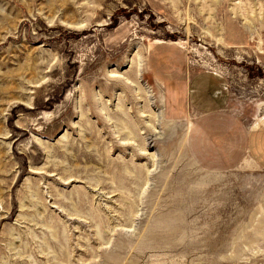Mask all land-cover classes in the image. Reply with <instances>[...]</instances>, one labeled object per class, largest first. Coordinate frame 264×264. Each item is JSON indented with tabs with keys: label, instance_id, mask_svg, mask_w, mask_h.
I'll use <instances>...</instances> for the list:
<instances>
[{
	"label": "rangeland",
	"instance_id": "1",
	"mask_svg": "<svg viewBox=\"0 0 264 264\" xmlns=\"http://www.w3.org/2000/svg\"><path fill=\"white\" fill-rule=\"evenodd\" d=\"M162 46L217 78L240 164L165 117ZM0 264H264V0H0Z\"/></svg>",
	"mask_w": 264,
	"mask_h": 264
},
{
	"label": "crops",
	"instance_id": "2",
	"mask_svg": "<svg viewBox=\"0 0 264 264\" xmlns=\"http://www.w3.org/2000/svg\"><path fill=\"white\" fill-rule=\"evenodd\" d=\"M153 55L165 117L186 122L198 159L227 167L240 164L251 147L249 131L244 121L226 107L217 78L191 72L184 66L183 56L170 54L169 47H158Z\"/></svg>",
	"mask_w": 264,
	"mask_h": 264
},
{
	"label": "bare ground",
	"instance_id": "3",
	"mask_svg": "<svg viewBox=\"0 0 264 264\" xmlns=\"http://www.w3.org/2000/svg\"><path fill=\"white\" fill-rule=\"evenodd\" d=\"M137 66H139L138 64H137ZM137 69V68H136ZM139 69V68H138ZM141 71V70H140ZM139 72V70L137 71V70H135V71H133V73H132V76L135 78V77H137L138 76V73ZM136 79V78H135ZM139 79V78H138ZM115 85V84H114ZM128 86H129V84H128ZM133 86V85H132ZM140 86V85H139ZM125 87H127L126 85H125ZM137 87V86H136ZM131 88V87H130ZM141 88V87H140ZM127 89V88H126ZM129 89V88H128ZM133 90V89H132ZM125 91V90H124ZM132 92V91H131ZM129 94V93H128ZM98 94L97 93H95V100H96V102H97V104H99L100 102H99V99H97L96 98V96H97ZM129 99L131 98V97H128ZM119 109H121V108H119ZM118 109V110H119ZM123 110V111H122ZM122 110L121 111H119V112H115L116 114H117V120H119V125L121 126L120 127V131H119V133L122 135V136H129L130 134L132 135V134H137L136 133V131H135V129H134V125L132 124V123H134V122H130V121H127V119L125 118L126 117V115H125V113H127V112H125L124 113V109L122 108ZM127 115H128V113H127ZM128 117V119H129V116H127ZM140 117V116H139ZM138 117V118H139ZM130 120V119H129ZM134 121V120H133ZM135 124V123H134ZM125 129H129V133H126L125 132ZM136 136V135H135ZM123 143H125V142H123ZM121 146H123V144H121ZM91 158H92V156H90ZM164 223H166V224H168V225H171L172 226V224H173V218L170 216V217H168V218H166V219H164Z\"/></svg>",
	"mask_w": 264,
	"mask_h": 264
}]
</instances>
